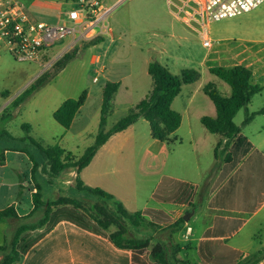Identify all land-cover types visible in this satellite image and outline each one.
Masks as SVG:
<instances>
[{"label":"crops","instance_id":"crops-1","mask_svg":"<svg viewBox=\"0 0 264 264\" xmlns=\"http://www.w3.org/2000/svg\"><path fill=\"white\" fill-rule=\"evenodd\" d=\"M56 1L57 3L51 4L49 0H44L43 2L35 0L27 8L29 13L36 19L45 9L49 12H53L54 8H56L59 14L58 23H67L66 15L71 9V4L67 0ZM68 7H70V9L66 11ZM243 16H250V18L244 21L239 20ZM220 22L227 23L223 28L217 31L216 35H211V24L208 26L212 45L207 48L209 52L205 56V59L214 62L216 67L232 68L235 66H243L249 69L252 73L251 85L261 88V92L255 95L251 103L245 108L247 115L255 114L252 121L246 125V129L254 124L256 117L264 115V103L262 102L264 101V4L248 14ZM104 39L105 37L101 38V43ZM87 51H91L92 53L90 57L91 64L100 65L96 72L98 74L105 72V63L109 57L108 50L105 51L102 56L97 53L95 45L89 47ZM150 62H152V60L145 61L144 67L140 70V78H136L135 74L129 70L126 71L123 77H120V79L115 82H111L120 83V88L115 95L113 106L116 105L117 97L120 92H124L123 99L125 100L124 105H126L127 110H130L135 104L139 103L148 95L149 88H151L152 85L151 80L150 85L148 80V78H150L148 75V65ZM111 63H114V59L111 60ZM211 68L212 67H209V70ZM218 79L219 78L213 80L216 90L220 88L222 92L220 94L229 97L231 95L230 87L226 83L224 84L222 80ZM98 82V79L95 78L94 83ZM193 88L195 90L191 91ZM206 88L207 87L201 83V77L197 82L182 87L180 95L184 91H188V100L186 101L185 107L187 113L194 104L195 95L198 96L202 94L203 97L208 98L204 91ZM135 94H139L140 97L139 101L134 104L131 100ZM89 99L90 93L87 94L85 105H87ZM102 100L103 87L101 88V105ZM65 101L57 105L53 112ZM258 101H261V103ZM256 102H258L259 105L255 106ZM198 104L200 107H204L202 102L199 101ZM85 105L76 115L70 129L76 125L78 117L81 116ZM210 112V117L215 118L216 109L214 105L210 108ZM181 116L182 124L176 133L181 129L184 122V117L182 114ZM203 117L207 116L200 115L198 118L199 123H201ZM9 123L10 121L4 125L6 130ZM190 129L192 133L198 131V128L195 127H191ZM204 131H207L204 133H209L207 135H210L208 136L209 144L208 151L206 152L207 160L200 163L197 159L201 158L204 154L199 151V149L202 148V144H198V138L191 136L188 139L190 144H185L184 139L179 140L175 133L174 137L176 138V142L171 144L159 142L151 137L148 123L140 119L127 130L113 135L108 142L98 150L90 165L86 167L79 176L74 169H69L71 170L70 175H72L73 178L72 180L64 182V184L69 185L66 189L73 190L77 193H73L75 197L72 199L74 200L81 201L80 198L84 199L85 197L95 200L91 196H87L75 190V181L78 176L85 186L104 190L123 204L130 213L142 212L145 209L165 212L171 219V222L168 225H163L161 229H157L156 231H153L150 227L140 230L132 229L137 233L147 231L144 233V236L146 235L145 239H151L152 245L156 243L164 244L169 250L167 258H170V264H186V262H190L191 264H202L200 249L203 255H207L208 249H213L215 253L219 254L225 252L229 253L224 247L240 254L238 259L234 258L233 264H264V244L261 243V248L255 253H249L231 244L232 239L244 229L248 222L264 211V200L261 202L260 199L261 196H264V193H253L251 199H248L247 190H244L245 193L243 192L241 194L230 193L223 195L219 194V196H217L231 175L228 176L223 183L217 187L215 186L220 175L221 165L214 158V149L219 143L220 137L211 134L206 129ZM261 131H258L259 143L252 141L243 131L242 134L252 144V152L258 151L264 157V135L261 134ZM85 134L88 133L86 132ZM96 135H90L94 141ZM92 145L93 144L86 145L81 153L76 154L61 148L64 149L66 153L71 154L75 159H78L83 155L84 151ZM187 149L192 152L189 154L186 151ZM10 152L11 151H7L5 153L6 163L4 166H0L1 168H6L8 166V155ZM11 153L18 154L19 157L25 156L19 152ZM189 155L194 157V162L192 164L188 162V159H190ZM20 162H22V165L13 169L14 178L12 181L8 180L5 175L0 174V211L13 207L17 215L20 218H24L33 210L32 197L33 194L36 193V189L31 179V163L28 161L25 162L24 157ZM24 166L30 171L29 181L31 179L33 189L26 187L27 177L24 176L26 173V167L24 168ZM41 178L46 181L48 180L47 175ZM163 178H168L172 181L174 192L179 199L176 203H158L154 200L153 195ZM189 180H196L197 183H190ZM200 192L204 195L205 206L211 215L210 221L204 223L202 227L196 228L192 226V218H196L197 216V208L194 209L193 207V213L190 219L187 222L183 220L184 224L179 228L180 230H168L170 226L175 225L180 219H183L184 216L187 215V213L186 215L182 213L183 211L181 208L186 207L187 203L194 204ZM47 196L51 201L60 198L53 196L49 191ZM218 197L220 200L223 199L227 202H231L235 206L224 207L216 205L210 207L209 204L216 201ZM158 205H167L170 206V209L162 210L160 207H157ZM249 207H257V209L253 211L248 209ZM14 222L15 220H11L8 223H0V240H2L1 236L6 228L9 229L10 235H12L14 230L12 224ZM237 222H240V225H237ZM111 228L106 231V235L109 236L116 231L110 232ZM9 239L10 237L7 240ZM129 239L144 238L138 236ZM7 240L3 242L0 241V245H3ZM207 244H210V246H207ZM176 246H180V251L175 255L174 251L177 250ZM149 253L148 251L147 257H149ZM116 254L127 255L130 258L132 253L130 250L117 248L114 244L110 243L108 237L105 238L102 235L84 230L71 223L61 222L50 233L41 238L32 249L23 256L19 264H117L118 258Z\"/></svg>","mask_w":264,"mask_h":264},{"label":"trees","instance_id":"trees-1","mask_svg":"<svg viewBox=\"0 0 264 264\" xmlns=\"http://www.w3.org/2000/svg\"><path fill=\"white\" fill-rule=\"evenodd\" d=\"M83 43L82 51H85L89 47L101 43V38L83 41ZM78 56V48H73L72 51L65 53L54 65L53 72H45L38 77L30 88L13 102L12 107L23 106ZM209 71L231 89L229 97L209 87L204 90L216 109V117H203L201 124L211 134L220 137V141L214 149V158L221 165L220 175L215 186L217 187L223 183L231 175L217 196L230 193L241 194L244 190H247L248 199H251L253 193H264V157L258 151L252 152V144L242 134L241 128L234 123V119L242 109L251 103L253 97L261 92V88L251 85L252 73L243 66L232 68L214 67ZM148 75L152 83L148 95L135 104L129 110L127 116L119 120L109 131H106L107 121L113 112V102L120 88V83L108 82L104 85L98 133L93 145L88 147L78 159L66 153L58 145L44 147L41 142L32 139L29 124L21 125L25 135L23 138L16 140L4 127L12 116L9 114L1 117L0 144H7L0 145V166H4L6 163L5 153L7 151L24 154L32 166L31 179L36 193L32 197L33 210L28 216L20 218L13 207L0 211V223L15 220L12 224L14 230L10 239L0 245V264H19L23 256L61 222L71 223L105 238L108 237L110 243L117 248L130 250L132 253L130 258L127 255L116 254L117 264H170V258H167L169 250L164 244L156 243L152 245L151 239H129L127 237L130 228L140 230L150 227L153 231H156L161 229L163 225H168L171 219L165 212L145 209L142 212L130 213L113 196L100 188L85 186L78 177L90 165L98 150L113 135L127 130L140 119L148 123L150 135L154 140L169 144L176 142L174 134L182 124V116L172 109V105L179 96L182 87L197 82L201 75L195 71H188L176 76L157 61L149 63ZM86 100V92H83L77 99L66 100L54 112V120L61 127L69 130ZM254 115H247L243 125L249 124ZM41 168L44 169L45 174L51 180L57 179L69 169H74L78 175L75 181V190L87 196L95 197L107 205H95L91 211H87L79 200L60 197L51 201L47 196L46 189L51 184V180H38ZM153 198L158 203L166 204L179 201L177 194L174 192L172 181L168 178L162 179ZM260 199L263 202L264 196H261ZM209 205L210 207L216 205L235 206L231 202L220 200L219 197ZM257 207H249L248 209L255 211ZM183 224V219H180L168 230H180L179 228ZM238 224L240 225V222H237ZM111 227H115L116 231L108 236L106 231ZM207 246H210V244H207ZM176 249L174 251L175 255L179 253L180 246H176ZM224 249L229 253L219 254L215 253L213 249H208L207 255H203L200 249L201 263L233 264L234 258H239L240 254L238 252L227 247H224ZM148 251L150 252L149 257H147ZM186 264L191 263L186 262Z\"/></svg>","mask_w":264,"mask_h":264},{"label":"rangeland","instance_id":"rangeland-1","mask_svg":"<svg viewBox=\"0 0 264 264\" xmlns=\"http://www.w3.org/2000/svg\"><path fill=\"white\" fill-rule=\"evenodd\" d=\"M26 8L35 0H16ZM43 2L44 0H39ZM51 4L57 3L56 0H49ZM104 9L110 10L108 25L112 32L111 36H105L102 43L96 46L97 53L103 55L108 50L109 57L106 61V71L97 73L100 65H92L90 57L91 51H82L83 41L70 43L65 40L63 43L56 45L40 63H24L16 61L10 54L2 52L0 54V119L3 115H11L10 123L7 130L10 134L20 139L24 137L21 125L28 123L32 126L30 136L35 141L41 142L44 147L59 145L67 149L68 152L81 153L86 145L93 144L94 136L98 132L101 107V88L107 82H115L131 70L136 78H140V70L145 65L146 60L157 61L165 66L170 73L180 76L183 72L195 71L201 75V83L205 87L216 89L213 80L217 78L210 74L209 67H216L211 60H206L205 56L209 50L202 45V40L197 32L184 22L177 20L175 17L176 9L169 4V0H103ZM70 7L66 9L68 11ZM252 16V15H250ZM250 16H243L239 20H249ZM58 9L54 8L53 12L47 9L37 16L39 21L47 24L58 23ZM227 22H214L211 24V35H216L217 31L223 28ZM103 38V37H101ZM79 49V56L44 88L35 93L23 106L13 108V102L30 86L35 80L45 72H53L54 65L63 55L73 50ZM114 59V63L111 60ZM103 61V60H102ZM128 68V69H127ZM98 83H94V79ZM149 85H150V78ZM219 80V79H218ZM225 84V83H224ZM227 86V85H226ZM195 88V87H194ZM191 89L194 91L195 89ZM151 89V88H149ZM150 91V90H149ZM222 93L220 88L216 90ZM83 92L90 93V99L82 110L81 116L78 117L76 125L69 131L61 127L53 118V111L61 102L66 99H77ZM187 92L184 91L177 97L174 102L173 110L182 114L184 122L181 129L176 133L178 139H184L185 144H190L189 138L195 136L198 144H202L199 151L204 154L197 159L200 163L207 160L206 152L208 151L209 133H204V127L199 123L200 115L210 117V108L213 103L202 94L195 95V101L191 110L187 113L185 110L186 101L188 100ZM139 94H135L133 103L139 101ZM124 92H120L117 97L116 105L113 106V112L108 118L106 131H109L119 120L127 116V110L124 105ZM263 100V99H262ZM202 102L204 107H200L198 102ZM261 103V101H258ZM256 102V105L259 103ZM264 103V101H262ZM199 107V108H198ZM264 107V106H263ZM251 115V114H250ZM14 116V117H13ZM247 117L246 109H242L236 116L234 123L240 127L252 141L259 143L258 131L264 135V115L256 117L255 122L249 128L243 123ZM198 128L197 132H190V128ZM193 130V129H192ZM88 134H85V133ZM205 134V135H204ZM7 143L0 144L1 146ZM196 144V143H195ZM261 145V144H256ZM189 154L191 150H186ZM189 163L194 162V157L189 155ZM25 162H29L27 157L23 156ZM23 157L11 153L8 155V166L0 167V174L5 175L8 180H13V169L22 165L20 162ZM26 166H24L25 168ZM27 177L26 187L33 189V184L29 175L30 171L25 168ZM38 180L46 177L43 168L40 169ZM71 170L62 173L57 179L51 180V184L46 187L55 197L74 198L75 191L66 189L64 182L72 180ZM190 183H197L196 180H189ZM74 193V194H73ZM85 196V195H84ZM80 198L85 210L91 211L95 205H107L97 198L92 197ZM204 195L200 192L195 203H187L186 207L181 208L186 215L192 214L193 207L197 208L196 218H192L191 225L202 227L210 221L211 215L205 206ZM162 210L170 209L167 205H158ZM116 230L112 227L110 232ZM147 232V231H146ZM145 231L137 233L130 228L128 238L143 237ZM11 237L9 229L3 231L0 240L3 242ZM264 244V211L257 217L251 219L244 229L236 235L231 244L247 251L255 253L260 249V244ZM263 251V250H262Z\"/></svg>","mask_w":264,"mask_h":264},{"label":"built area","instance_id":"built-area-1","mask_svg":"<svg viewBox=\"0 0 264 264\" xmlns=\"http://www.w3.org/2000/svg\"><path fill=\"white\" fill-rule=\"evenodd\" d=\"M67 23L47 24L32 16L28 8L16 0H0V54L6 52L16 61L40 63L49 51L70 43L110 36V10L103 0H69ZM176 9L177 20L197 32L203 46L212 45L208 26L248 14L264 0H169Z\"/></svg>","mask_w":264,"mask_h":264},{"label":"water","instance_id":"water-1","mask_svg":"<svg viewBox=\"0 0 264 264\" xmlns=\"http://www.w3.org/2000/svg\"><path fill=\"white\" fill-rule=\"evenodd\" d=\"M190 216L191 214H187L186 216H184L183 220L187 222L190 219Z\"/></svg>","mask_w":264,"mask_h":264}]
</instances>
